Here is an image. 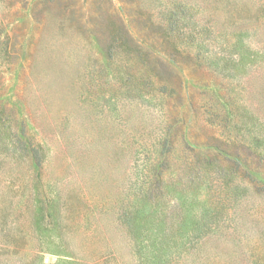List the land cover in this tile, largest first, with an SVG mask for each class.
I'll return each mask as SVG.
<instances>
[{
	"label": "rangeland",
	"instance_id": "obj_1",
	"mask_svg": "<svg viewBox=\"0 0 264 264\" xmlns=\"http://www.w3.org/2000/svg\"><path fill=\"white\" fill-rule=\"evenodd\" d=\"M34 193L17 263L264 264V0H0V208Z\"/></svg>",
	"mask_w": 264,
	"mask_h": 264
},
{
	"label": "trees",
	"instance_id": "obj_2",
	"mask_svg": "<svg viewBox=\"0 0 264 264\" xmlns=\"http://www.w3.org/2000/svg\"><path fill=\"white\" fill-rule=\"evenodd\" d=\"M10 118L11 121H14L12 117ZM15 129H17V132H15L12 137L13 145H15L21 157L30 158V161L33 162L32 167H34L35 171H38L41 167V163L38 159V154H36V149L38 152V148L41 149V145L37 144V142H35L36 146L34 145V140L27 133L23 121L16 122ZM16 144L18 146H16ZM26 183L29 186V181ZM34 186L38 188L39 182L35 181ZM14 204V198L7 197L4 199L3 207L0 208V264H21V262L17 263V261L13 259L14 256H17L18 259L30 256L33 259L42 251L37 249L34 250L33 243H30L27 239L34 237L39 231H45L51 235L55 234V229L52 226L55 214L53 199H51V197L41 195V200H39L34 193L30 203L24 208L21 204L14 207ZM29 211H34V214H36L30 226L24 224L21 220L22 216ZM38 214H40V216H38ZM48 226L49 229H46Z\"/></svg>",
	"mask_w": 264,
	"mask_h": 264
}]
</instances>
